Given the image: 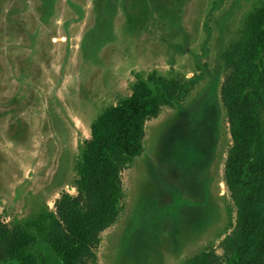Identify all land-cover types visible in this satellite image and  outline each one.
Listing matches in <instances>:
<instances>
[{
  "label": "rangeland",
  "instance_id": "obj_1",
  "mask_svg": "<svg viewBox=\"0 0 264 264\" xmlns=\"http://www.w3.org/2000/svg\"><path fill=\"white\" fill-rule=\"evenodd\" d=\"M261 2L0 0V223L76 196L91 127L155 75L189 94L145 123L142 154L121 171L118 217L83 264L223 257L236 215L223 176V55Z\"/></svg>",
  "mask_w": 264,
  "mask_h": 264
},
{
  "label": "trees",
  "instance_id": "obj_2",
  "mask_svg": "<svg viewBox=\"0 0 264 264\" xmlns=\"http://www.w3.org/2000/svg\"><path fill=\"white\" fill-rule=\"evenodd\" d=\"M223 61L228 75L220 97L232 140L223 176L235 225L220 243L223 257L210 250L185 264H264V2L247 15ZM188 94L179 81L155 75L136 83L91 127L77 195L62 194L54 212L23 225L0 223V264H83L91 257L118 217L121 171L142 154L145 123Z\"/></svg>",
  "mask_w": 264,
  "mask_h": 264
}]
</instances>
